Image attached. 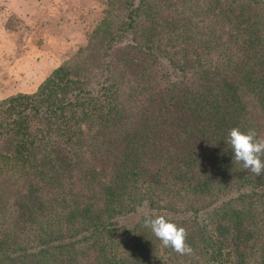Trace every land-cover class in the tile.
<instances>
[{
	"label": "trees",
	"instance_id": "16d2710c",
	"mask_svg": "<svg viewBox=\"0 0 264 264\" xmlns=\"http://www.w3.org/2000/svg\"><path fill=\"white\" fill-rule=\"evenodd\" d=\"M204 2L122 0L117 23L103 19L34 93L0 101V205L14 209L3 235L37 230L26 261L18 248L0 261L264 264V174L226 144L232 127L264 138V0ZM141 200L187 229L193 254L162 247L144 215L115 223ZM206 209L208 228L195 222Z\"/></svg>",
	"mask_w": 264,
	"mask_h": 264
},
{
	"label": "rangeland",
	"instance_id": "374dc122",
	"mask_svg": "<svg viewBox=\"0 0 264 264\" xmlns=\"http://www.w3.org/2000/svg\"><path fill=\"white\" fill-rule=\"evenodd\" d=\"M107 1L0 0V101L15 92L34 93L54 68L62 65L87 44L90 35L103 19L108 18L114 26L119 20L117 7L122 0H112L110 6H107ZM158 3L157 1L155 4L160 6L161 3ZM172 3V7H179L186 13L194 7L197 9V6L207 4L203 3V0H172ZM156 7L158 6L154 9H158ZM105 12L108 17H105ZM168 66L165 68L168 69ZM170 70L171 67L167 71ZM23 82H27V88L20 87ZM22 189V186L15 185L6 191V197L12 196L9 200L12 202L21 195ZM93 190L96 193V188ZM248 200L255 203L262 201L261 198L255 197L244 199ZM148 207V203L141 200L133 212L116 216L115 223L130 229L141 216H146ZM13 212V207L3 208L0 205V249L18 248L15 254L21 255L23 261H26L27 248L34 246L36 234L28 233L27 230L34 228L25 226L23 229L17 227L11 233L3 235L12 228L10 226ZM206 212L209 211L206 209ZM212 220L214 217L211 212L207 215L199 213L195 222L208 228ZM34 231L37 232L36 229ZM56 232L57 229H54L53 233ZM55 252H50L53 257ZM161 258L164 260L166 256L163 254ZM41 259L47 261V264L51 263V256H41ZM6 262L0 261V264Z\"/></svg>",
	"mask_w": 264,
	"mask_h": 264
},
{
	"label": "clouds",
	"instance_id": "9594fccd",
	"mask_svg": "<svg viewBox=\"0 0 264 264\" xmlns=\"http://www.w3.org/2000/svg\"><path fill=\"white\" fill-rule=\"evenodd\" d=\"M226 144L231 146L234 153L233 162L241 164L245 170L256 176L264 174V138L258 137L256 129L242 130L240 127H232ZM143 227L151 230L162 247L170 248L181 256L193 254V248L188 243L187 229L165 215L145 216Z\"/></svg>",
	"mask_w": 264,
	"mask_h": 264
},
{
	"label": "crops",
	"instance_id": "0c3cea01",
	"mask_svg": "<svg viewBox=\"0 0 264 264\" xmlns=\"http://www.w3.org/2000/svg\"><path fill=\"white\" fill-rule=\"evenodd\" d=\"M24 84L26 83V85H24V84H20V87H24V88H27V82H23ZM18 93H21V94H23L22 92H15L14 94H18ZM14 94H11V95H9V96H12V95H14ZM8 96V97H9ZM7 98V97H6ZM5 99V98H4Z\"/></svg>",
	"mask_w": 264,
	"mask_h": 264
}]
</instances>
